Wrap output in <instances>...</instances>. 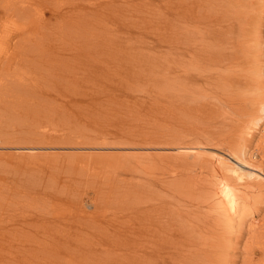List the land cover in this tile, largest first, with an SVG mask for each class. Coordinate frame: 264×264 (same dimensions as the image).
Segmentation results:
<instances>
[{
	"label": "bare ground",
	"instance_id": "6f19581e",
	"mask_svg": "<svg viewBox=\"0 0 264 264\" xmlns=\"http://www.w3.org/2000/svg\"><path fill=\"white\" fill-rule=\"evenodd\" d=\"M22 1L20 0V3H17L16 5L12 4V11L14 14L8 11H4L5 14H0V20L3 19L5 24L7 21L11 20V23L14 25V27H18L21 32H23L24 29L22 24L23 19L25 18L30 20V16L25 14L23 9V3L25 4V2L28 0L23 3ZM162 1L164 3H162ZM110 2L112 4L114 3V0H110ZM136 4L134 3L133 5L136 6ZM117 5L120 7L121 3L119 2ZM92 6L94 7L90 8V14L94 13L97 10V7H104L99 1L93 2ZM134 7L132 6L133 9ZM145 10H147L149 14H152V17H154L155 14H158L156 17L160 21L164 22L168 27V34H166L167 36L164 34L166 36L165 51L168 54L167 58L169 59L165 74L167 78L165 77L164 79H157V77H160L161 74L157 75L156 62L154 61L153 65H151L150 60L152 57L157 56V49L148 51L145 50L144 53L142 52L141 56L138 57V55H134V53H130L124 48V46L120 43L123 39L122 38L119 39L118 43L113 45V48L109 54L106 51V48L109 47V43H111L116 37L112 35L113 33L105 32V29H100L101 27L98 26L94 27L95 29L98 28L97 31H91L94 35L93 38H88L89 40L85 41L89 43V47L91 45L92 49L97 50L96 52L98 53L94 55L97 56L99 62L103 63L105 55H107V58L108 54L109 57H113L115 55V64L119 65L120 67H118L114 73H118L122 69L125 72L124 76L131 73V81H136V87L138 85L137 82H140L142 79V76H140L141 73L138 72V68H140L138 64L144 62L146 58H148L152 68L151 71L153 75L151 76L154 77V80L151 78L150 79L151 83L153 84V88L154 85H160L163 81L167 80L165 83H163L167 86V91H164L167 92L166 94L159 93L161 90L160 89L156 90L155 92H150L146 96L143 95L141 98H149L153 102H156L157 99L161 100L164 97H168L169 99L166 100L167 109H169L170 106L173 118L171 122H168L170 120L167 119V126H163L162 121L164 117H160V121L158 119L159 117H155V119L157 118L158 121H153V123H155V125L153 124L154 131L152 132L154 136L152 137V134L150 136L148 135L145 137L146 139L142 138L143 140L148 139L147 143L149 142L153 145L157 143L159 145L165 144L168 146L181 140H183V142L190 143V141L187 139L190 134L184 129V126L191 123L192 119H196V121H198V119L200 120L199 116H197V111L200 112V116L206 112L207 114L203 116L206 118L208 116V118L211 120L212 118H215L213 115L219 111L222 110L226 114L229 111L231 113L229 114L228 118L225 114L223 121H219L222 126L229 122L225 132H222L221 130L217 132L213 129H209L205 135L202 133L199 135L200 138H202L201 140L198 138L199 136L189 137L191 143H201L203 140H205L206 143H212L215 146L222 144L226 149V152H223L229 156L224 154H214L213 156H209L206 153L202 154L201 158L193 160L200 167L199 173L188 175L187 178H185L181 183H176V179L172 180L165 176L160 177L158 175L159 172L157 174L155 173V176L153 175L155 178L153 183H151V181L149 183V185H152L155 189L154 193L151 194L152 199H150V201H147L146 199V204H140L141 197H133V195L138 193L136 190L138 185L136 184V181L131 179V181L133 180V183H129L130 185L128 186L126 185L128 184L127 180L112 175L116 168L120 169L126 165L130 166L131 161L127 158L126 160L115 159L117 161H112L111 164L110 160V162L107 164L101 162L107 161V159H102L105 157L101 155L98 157V155H95L93 157L95 160L93 163V170L91 172H86L91 173V176L88 178H83L82 176L78 182L83 183L85 186L91 185V188L94 189V191L98 189V186L102 188L100 184H97L98 182H95L97 178L94 177L99 178L100 175L97 169L103 166V164H107L106 166H109V169H107V171H105L106 174L101 177L103 179H99L100 182L106 185L104 190L108 191L110 194L116 193L118 197H124L120 207L118 205L119 208L114 207V210L112 209L111 214L114 216V218L112 216V219L118 221L116 218L117 216L129 214L130 216H134V222H137L135 224L129 219H127L128 222L126 223L119 221L118 223L121 224V227H115L114 230H112L108 225V223L113 221L108 223L105 221L106 219L104 218L107 216L106 214H103L102 211L100 212V205L95 207L94 210L88 211V209L84 207L85 205L83 204V198L81 197L75 200L77 207L74 206L75 211L72 209L73 212L71 217L65 214L60 215L57 213L58 206L61 205V203L64 204L66 201V199L61 196H53L52 198L50 196V198L55 201L54 204L40 206L39 209L42 212H39L38 214H35L36 212H32V214H29L28 210L24 208H29L31 204H37L38 206L40 204L39 200L46 199L41 197L44 195L40 196V192L38 191L39 187L46 189L45 187L49 186L50 184V186H52V181H57L55 175H52L54 170L49 171L50 173L46 175V179L49 180L50 183L44 186H42V181L45 180H42L41 178H13V181L11 182L12 184H10V186L16 188L25 187L23 190L24 193H22V195L26 196V199H24L22 202V211L20 210L19 212H13L12 210L8 216L12 225V232L15 230L14 232H16L17 239L16 243L13 244L12 247L16 251L21 252L20 256H23L20 258L21 263L58 264V261H61L62 264H86L91 263L92 260L90 259H93L94 256L98 258L97 255L102 254L103 252L104 255L107 254L105 253L106 248V252L109 250L110 252L105 256V260L104 258L102 259L104 260V263L102 264H236L237 258H235V256H231L229 258L228 248L231 247L233 249H237L238 246L236 244L242 242L244 236L243 233L248 231L250 235L247 236V238H250L247 239L248 243H246L247 241L244 242L245 248L243 250L246 255L243 257V264H245V261H247L248 264H264V224L251 229L248 228L249 225L245 226L246 212L249 211L244 209L241 213H239V216L235 220L237 223L235 229H232L233 214L231 213L236 211V207H234L235 204H229L225 202L223 198L224 196H235V193L226 188L229 183L235 182L244 189L257 192V196L253 198L250 212L260 210L262 207V201H264V166L260 165L262 166H259L260 168L253 167L255 170L252 169L249 171H244L237 164L230 163L231 158H234L240 163V161L237 159L240 158V154L244 155L245 150L239 146V143L246 141L250 142V139L254 135L252 134L253 131L255 128L257 129L260 126V121H264V102H253L250 100L245 101L243 100L244 98L240 96V93L245 91L243 88H241V82L246 78L243 76H249L244 71H242L250 65L245 61H247L249 58L251 48L253 49L255 47L259 50L261 43L264 42L262 41L264 36L258 34L261 29V25H264L262 24V22H264V19H262L264 18V0H159L157 5H146ZM120 11L122 10L120 9ZM164 11H166V14ZM63 12H60L58 17H61L60 14H68ZM74 13L76 12L74 11ZM131 13L132 12H130V14ZM13 16L18 18L17 22H15ZM119 18L120 17L117 15L110 16V20H112L116 26L120 25ZM0 23L2 24L1 21ZM151 26H153V24H151ZM3 27L5 26L3 25ZM21 27H23V29H21ZM128 30L130 32L132 31L130 29ZM14 32L18 31H12L9 29L0 30V54L8 59H2L5 61L4 63L0 61V80L3 79V81L6 80L5 78H7L11 72L9 71L8 73L9 65L7 64V61H9L11 57L13 58L15 56L13 55V51L9 52L12 38L10 36ZM71 32L73 33V30ZM120 32L125 36V38L126 35L128 38L134 35L135 37L133 36L132 38H136L134 41L137 42L138 35L144 36L142 33L143 31H138L137 34L129 35L124 31L120 30ZM57 38L58 37L56 36L54 40H57ZM1 39L3 40L2 42ZM129 41L131 42V40ZM39 43L40 44L38 45H43L44 41L42 40ZM88 45L84 46L85 50L88 49ZM115 45H118V49H114ZM262 45H264V43H262ZM79 47L81 48L82 46ZM38 48L40 47L38 46ZM80 48L73 51V54L77 57L81 52V50H79ZM21 52L24 55H21ZM40 53L42 54L43 50H41ZM18 54L19 55H16L15 57L19 56L22 58L25 56L24 50L19 51ZM245 57H247V59H245ZM30 61L32 62V60ZM28 63H30L29 60ZM35 64L38 65L37 62ZM83 67V69H86V71H83L87 77H91V72H97L98 77L99 75L102 76L106 73L104 69H101V67L90 68L86 64ZM238 68H240L239 71ZM13 69H15L14 66ZM26 70L28 71V69ZM88 71L90 73H88ZM102 71L104 72L103 74H101ZM2 72L6 74H3ZM107 72H110V70ZM68 75L65 73V76ZM129 80L127 79L126 82H129ZM259 82L261 84L264 83V81L261 80ZM7 83L9 88L10 82ZM235 84L238 85L235 87ZM1 85H3V83H0V87ZM192 85L195 86V89L192 88ZM196 85H199V88H196ZM94 86L97 87L96 85ZM14 88L15 91H13V88L11 91L16 93L19 88L17 86ZM132 88H134L133 85ZM201 88L205 92L203 95H210V98L206 99V104L208 102L207 100L211 99L212 101V99H216V97L218 100L220 99L221 104H219L220 102H218L217 105L215 103L213 105H216V107H214L209 101V104L207 105H212V108L208 106V108L211 109L205 112L203 110V113L201 107L206 105L204 104L205 102L198 104H196V102L194 105L193 102H195L197 99L193 101L194 99L192 100V97L188 95L190 94L188 91H192V94L194 92H198ZM31 89L32 87L28 88V90ZM102 89L108 91L107 89L100 87V90ZM185 90L187 91L185 92ZM36 91L37 95H30V97L32 96L36 98L35 103H31L30 101L31 113L37 112L36 110H38L40 107H44L42 99L43 92L39 89ZM140 93L143 94V91L138 92V94ZM199 93L202 94L200 91ZM86 95V98L88 99L85 98V103L90 107L91 101L89 99L97 97L98 92H96L94 89H91L86 93ZM187 95L191 98H189ZM199 100L201 101L202 99ZM97 103L98 107H101L103 101H101V103L98 101ZM177 114L179 115L177 116ZM192 116L197 117L192 118ZM211 120H209V122H212ZM93 121L97 122L95 120ZM93 121L87 122L86 126L89 124L92 126L97 125ZM213 122L215 125L214 127H216L218 121L215 120ZM230 124L232 126H230ZM197 125L198 123H195L194 127ZM69 130L73 131V129ZM99 130L101 131V134H98L97 130L94 132L92 131L94 134V139H90L87 136L89 134H87L85 137V139H87L85 144L91 142L92 146L90 147H93L100 144L113 143L117 140L120 141L118 138L122 139V134L115 135L114 133L112 136L115 140L109 142V136L102 132L101 129ZM262 131H264V128H262ZM125 135L131 138V134ZM74 136L75 143H72ZM84 136L85 135H83V137ZM28 137L29 139L22 141L23 143L20 144L19 142H16V144L19 143L20 145H25L30 143H39L43 145V143L48 144L49 142H52V144H55V146L58 144L62 145V143H68L70 145L74 144L77 146L81 142L80 135H77L76 133L73 134L70 131H62L59 133L50 134L48 136L39 133L38 136L32 135ZM126 139L128 140V138ZM138 140H136V143ZM133 141L134 140H132V142ZM132 142L130 141V143H127L132 144ZM139 143L141 142L139 141ZM81 148L82 147L79 149L80 152H86L85 149ZM1 152L4 154L5 152H8V150ZM28 152L29 151H27V153ZM17 153L20 155L19 151ZM33 155H35V153L31 151L30 156L32 157L30 158H33ZM69 156L77 158L76 155L70 154ZM132 157L134 156L132 155ZM136 157L134 160L133 158L131 159L134 161L133 165H138L132 166L133 169L137 170L138 167L147 168L150 166H155L156 169L160 171V173H165L166 167L161 162L157 163V159H161L162 156L159 157L157 155V158L152 157L153 161L148 163V165L143 164L144 161L139 162V159ZM19 158L21 159V156ZM98 163L101 165L97 166ZM260 164H262V162ZM23 166L24 165L15 169V174L13 173V177L24 175L23 171H25V169ZM71 166L76 167L73 165ZM109 172L111 175H109ZM67 180H70V178ZM61 186L64 185L61 184ZM107 187H113L114 190H111V192ZM26 190H31L33 193L29 194L26 192ZM20 191L21 190L18 188L17 193ZM177 193H184L187 198V202L184 200H178L179 198L175 197ZM149 195L150 193L146 194V196ZM43 204H45V202H43L42 205ZM47 205H50L51 208H46ZM86 206L89 207L90 203H86ZM77 212H80L79 215L84 217V219L78 221L81 229L75 228L76 221H74L75 219H73V217ZM102 222H105L107 225H103ZM32 226H35V228L36 226L39 227L36 229L34 228L35 230H33L31 228ZM31 235L33 236L32 239L29 237ZM22 237H24L26 240ZM107 241L109 243H107ZM224 241H228L229 243L224 244ZM27 243L28 245L29 243L31 244L27 246ZM99 248L101 252L98 254ZM254 250L261 252L259 257L260 259L255 260L256 257L253 256ZM223 256L228 257H226L224 260L221 259ZM47 257L49 259L48 262H46ZM94 263H96V260ZM100 263L97 262V264Z\"/></svg>",
	"mask_w": 264,
	"mask_h": 264
},
{
	"label": "rangeland",
	"instance_id": "374dc122",
	"mask_svg": "<svg viewBox=\"0 0 264 264\" xmlns=\"http://www.w3.org/2000/svg\"><path fill=\"white\" fill-rule=\"evenodd\" d=\"M15 1L0 0V5L4 4L0 6V14H5L4 11H8L14 14V12L12 11L13 5L20 3V0ZM25 1L27 0L22 1V3ZM96 1L102 3L106 8L103 7V10L102 7H97V10L94 13L90 14V8L94 7L92 6V4ZM9 2L12 3L10 4ZM119 2L121 3L120 7H118L117 5ZM158 2L159 0H114V3L111 4L110 0H28L27 2H25V4L23 3L24 13L30 16V20H27L25 18L23 19L22 24L24 26V29L23 27H21V29H23L24 33L21 32L18 27L15 28L11 23V20L7 21L6 24L3 19L0 20L6 27H3V25L0 23V30L9 29L12 31H18L14 32L10 36L12 38L9 52L13 51V55L15 56L19 55L18 53L21 50H24L25 52L24 57L20 58L19 56H14L13 58L11 57L9 61H7V64L9 65L8 73L9 71H11L9 73L10 75L5 78V81H3V79L0 80V83H3V85H1L0 87V264H24V262L21 263L20 261V258L23 257L20 256L21 252L16 251L12 247V245L16 243L17 239L16 232H14L15 230H13L12 232V225L8 216L10 212H12V210L13 212H19L20 210L22 211V202L24 201V199H26V196L22 195V193H24L23 190L25 189V187H18L21 191L17 193L18 188L10 186V184H12L11 182L13 181V178H41L42 180H45L42 181V186H44L50 183L49 180L46 179V175L50 173L49 171L54 170V173H52V175H55L57 181H52V186H50V184L49 186L45 187L46 189L39 187L38 190L40 192V196L44 195L41 197L46 199L39 200V207L37 206V204H31L29 208L26 207L24 209L28 210L29 214H32V212H36L35 214H38L39 212H42L39 209L40 206H45L46 204H54L55 201L51 198L53 196H61L65 198L66 201L64 204L61 203V205L58 206L57 213L60 215L65 214L71 217V214L73 212L72 209L75 211L74 206L77 207L75 200L81 197L83 198V204L85 205L84 207L88 209V211H92L95 209V207H98L100 205V212L102 211V213L106 214L107 216L104 218L106 219L105 221L107 223L113 221L111 223H108V225L112 230H114L115 227H119L121 225L120 223H118L119 221L126 223L128 222L127 219H129L134 222L135 217L126 214L117 216L116 218L118 219V221L112 219V209L114 210V207H118V205L120 207L124 197H118L116 193L110 194L108 191H105L104 188L106 187V185L100 182V180L103 179L101 177L106 174L105 171L109 169V166L106 165L110 162V160L111 164L112 161L121 159L126 160V158L131 161L130 166L126 165L120 169L116 168L113 173L112 171L111 173L112 175L127 180L128 184L126 185L128 186L130 185L129 183H133V180L131 181V179H134L136 181V184H138L136 189L138 193L133 195V197H141L140 204H146L147 201H150V199H152L151 194L154 193L155 190L152 185H149L150 181L151 183H153V180L155 179L153 175L155 173L157 174L159 172L158 175L160 177L165 176L172 180L176 179V183H181L185 178H187L188 175L199 173L200 167L193 160L201 158L202 154L206 153L209 156H213L214 154H224L226 156H229L223 152H226V149L222 144H219V146H215L212 143H206L205 140H203L201 143H191V140H189V137L199 136L201 133L205 135L209 129H213L217 132H219V130L225 132L226 128L229 125L228 122L222 126V124L219 122L220 120L223 121L226 114L222 110L215 115L210 114L215 117L212 118V120L209 119L208 116L207 118L203 116L207 114L205 111L210 110L213 104L216 103L217 105L218 102H220L219 104H221V101L216 97V99L214 98L212 99V101L211 99L207 100L208 102L210 101L212 103L211 106L207 105L209 103L207 102L206 104V99L210 98V95H203V93L205 92L202 88L199 90L202 94H200L199 91L192 94V91H188V93H190L188 95L192 97V100L194 99L193 101H195L196 99L203 100H196L195 102L191 100L193 104L196 102V104L202 102H205L204 104H206V108L205 106L201 107L202 112L203 110L205 112H203L204 114L201 113L202 115L200 116V112L197 111V116H199L200 120L198 119V121H196V119H194V121L192 118H196L197 116H192L191 123L184 126V129L190 134V136H188L187 138L190 143L183 142V140H181L177 142L178 144L175 143L168 146L165 144L159 145L157 143L153 145L152 143H147L148 139L143 140L146 139V136H150L154 131L153 124L155 125V123H153V121H158V119L160 121V117H164L165 120L163 119L162 123L163 126H167L166 122L168 120H170L168 122H171L173 118L169 104V109H167L166 100L169 99L168 97H164L161 100L157 99L156 102H153L149 98H141L143 97V95L146 96L150 92H155L156 90L160 89L162 91L160 90L159 93H167L164 92L167 91V86L163 84L167 80L163 81L160 85H154V88L153 84L151 83V79L154 80V77L151 76L153 75L151 71V65H153L154 61L156 62L157 75L161 74V76L157 77V79H164L166 77V67L169 60L167 58L168 54L165 51V37L167 36L166 34H168V27L164 22L160 21L156 17L158 14H155V16L152 17V14H149V12L145 10L146 5H157ZM134 3H137L136 6L133 5ZM162 3L164 2L162 1ZM7 5L10 7H8ZM132 6H135L134 9L132 8ZM101 9L103 10V12ZM120 9L122 11H120ZM74 11L76 13H74ZM60 12L68 14H60L61 17H58V14ZM130 12L132 13L130 14ZM164 13L166 14V11H164ZM111 15H117L118 17H120L119 26H116L115 23L110 20ZM13 18L15 19V22L18 21V18H16L15 16H13ZM89 24L92 26H90ZM151 24H153V26H151ZM262 24H264V22H262ZM95 26L101 27L100 29H105V32L113 33L112 35L116 37L111 43H109V47L106 48V51L109 54L113 48V45L115 43H118L119 39L122 38L123 39L120 43L124 46V48L130 53L138 55V57H140L142 52L144 53L145 50L148 51L157 49V56L152 57L150 60L151 65L148 61V58H146L144 62L138 64V66L140 67L138 68V72L141 73L140 76H142V79L140 80V82H137V87L135 86L136 81H131V73L127 74L128 76H124L125 72L123 69L118 72L119 74L114 73V71L118 67H120L119 65L115 64V55L113 57H109L108 54V58L107 55H105L103 63L99 62L97 56L94 55L98 52H96L97 50L92 49L91 45L89 47V43H87V41L89 39H92L94 36L91 31H97L98 28L95 29ZM128 29L135 32H130ZM70 30H73L74 34ZM120 30L126 32V34L128 35L137 34L138 31H143L142 33L144 34V36L138 35L137 42L134 41L136 38H132L134 35L132 37H129L130 39L126 35V39L125 36L122 35ZM258 34L264 36V25H261V29ZM56 36L58 38L57 40H54ZM42 40L44 41L43 45H38ZM129 40H131V42ZM2 41L3 40L1 39V42ZM262 41H264V38H262ZM262 43L259 50L255 47L253 49L251 48L249 58L247 61H245L250 65L246 67L245 70H242L249 75H244L243 77L246 78L241 82V88H243L245 91L243 93H240V96L244 98L243 100L245 101L250 100L253 102H264V85H262L264 83L261 84L259 82L260 80L264 81V45H262ZM86 45H88L87 50L84 49V46ZM38 46L40 48H38ZM79 46L82 47L80 48ZM78 48H80L79 50H81V52L77 57L73 54V51ZM114 49H118V45H115ZM41 50H43L42 54L40 53ZM21 55L24 54L21 52ZM4 58L5 57L0 54V61H2L3 63L5 62L4 60H2ZM58 58L61 60H59ZM245 59H247V57H245ZM5 60L8 59L5 58ZM28 60L30 63H28ZM30 60H32V62ZM36 62L38 65L35 64ZM24 63L25 65L29 66H25ZM85 64L90 68L101 67V69H104L106 73L102 76L98 74V77L97 72H91V77H87L85 75V72L83 71H86V69H83V66ZM13 66L15 67V69H13ZM22 69L24 72L22 71ZM26 69H28V71L30 72H28ZM107 69L110 70V72H107ZM62 70H64L65 72ZM239 70L240 68H238V71ZM65 73L69 75L65 76ZM88 73L90 72L88 71ZM103 73L104 72L102 71L101 74ZM127 79L129 80V82H126ZM7 82H10L9 88ZM94 85H96L97 87H95ZM132 85L134 86V88H132ZM236 85L238 84H235V87ZM16 86L19 89L16 93H13L11 89L13 88V91H15L14 87ZM31 87L32 89L28 90V88ZM100 87L105 88L108 91L104 89L100 90ZM194 87L195 86L192 85L193 89H195ZM196 88H199V85H196ZM38 89L43 92L42 99L44 107H40L38 110H36L37 112L31 113L30 101L31 103H35L36 98L32 96L30 97V95H37L36 90ZM91 89H94L96 92H98V96L93 97V99H89L91 101V106L89 107L85 102L86 99H88L86 98V93ZM140 91H143V94H138V92ZM186 91L187 90H185V92ZM190 96L188 97L191 98ZM98 101L100 103L101 101H103L101 107H98ZM216 105L213 106L216 107ZM208 106H210L211 108H208ZM230 113L231 112L229 111L227 112V118ZM178 115L179 114H177V116ZM155 117L159 118L155 119ZM93 120L97 122H94ZM209 120H211L212 122H209ZM215 120L218 121L216 127H214L215 125L213 122ZM90 121H93L97 125L92 126L91 124H89L88 126H86L87 122ZM195 123H198V125L194 127ZM259 125V129L255 128V130L253 131L252 134L254 135L250 139V142L246 141L239 143V146L245 150L244 155L240 154V158L237 159L240 161V163L237 162L234 158H231L230 163L237 164L244 171H249L252 169L255 170L253 167L260 168L264 166V148H262L264 147V131H262V128H264V121H260ZM230 126L232 125L230 124ZM69 129H73V131ZM99 129H101L102 132L109 136V142L115 140L112 136L114 135V133L115 135L122 134V139L118 138L121 142L117 140L113 143L100 144L93 147H90L92 146L91 142L85 144V141L87 140L85 139L86 135L89 134L87 136L90 139H94L93 132L97 130V133L101 134V131ZM62 131H70L73 134L76 133L77 135H80V144L76 146L74 144L70 145L68 143H62V145L58 144L55 146V144L49 142L48 144L43 143V145L39 143L20 145L21 143H23L22 141L29 139L28 136H38L39 133L48 136L50 134L59 133ZM125 134H131V138H133L131 139ZM83 135L85 136L83 137ZM153 136L154 134H152V137ZM126 138H128L129 141ZM134 138L136 140L139 139L137 143ZM198 138L200 140L202 139L200 138V136ZM132 140L134 141L132 142ZM130 141L132 142V144H128L130 143ZM139 141L141 143H139ZM16 142H19L20 144H16ZM72 143H75V136L72 139ZM80 147L85 149L86 152H80ZM5 150H8V152L2 154L1 151ZM18 151L20 152V155L19 153H17ZM27 151H29L30 153H27ZM31 151L35 153V155H33V158H30L32 157L30 156ZM70 154L76 155L77 158L69 156ZM95 155H98V157H100L101 155L105 157L102 159H107V161H101L107 164H103V166L97 169L100 175L99 178L94 177L97 178L95 182H98L97 184H100L102 186V188L98 186V189H96V191L91 188V185H89V187L85 186L83 183L78 182L80 180V177L82 176L83 178H88L89 176H91V173L86 172H91L93 170V163L95 161L93 157ZM132 155L134 157H132ZM157 155L159 157L162 156L161 159H157V163L161 162L166 167L164 174L160 173V171H158L155 166H150L147 168L138 167V169L136 168L137 170L132 168V166H138L133 165V160L136 156V158L139 159V162L144 161L143 164L148 165V163L153 161L152 157L157 158ZM20 156L22 160L19 158ZM132 158L133 160H131ZM258 159L260 160V162ZM261 162L262 164H260ZM68 163L76 167H72ZM22 165H24L23 168L25 169V171H23L24 175L13 177L15 169L19 168V166ZM100 165L101 164L98 163L97 166ZM111 173L109 175H111ZM69 178L70 180H67ZM61 184L64 186H61ZM226 188L235 193V196L233 197H223L225 202L229 204H235L234 207H236V211L232 213L230 212L231 214H233L232 229H235L237 225L235 220L239 216V213H241L244 209L249 211L246 212L245 226L249 225L248 228L251 229L264 224V201H262V207L260 210L250 212V209L252 208L253 198L257 196V192H252L244 189L237 185L235 182L229 183ZM108 189L110 191L114 190L113 187H110ZM26 192H28L29 194L33 193L31 190H26ZM105 192L107 193V195ZM149 193L150 195L146 196V194ZM175 197L179 198L178 200H184L187 202V198L184 193H177ZM43 202H45V204L42 205ZM86 203H90V206H86ZM46 208H51V206L47 205ZM79 213L80 212L75 213V216L73 217V219H75L74 221H76L75 228H80L78 221L84 219V217L80 216ZM102 224L107 225L105 222H102ZM38 227L39 226H36V228ZM31 228L33 230L36 229L35 226H32ZM243 234L244 236L242 242L236 244L238 246L237 249H233L231 247L228 248L229 258L231 256H235V258H237L236 264L244 263L243 257H245L246 255L243 250L245 248L244 242H246L247 239L250 238H247V236L250 235L248 231H245ZM29 237L32 239L33 236L31 235ZM22 238L25 239L24 237ZM107 243L109 242L107 241ZM228 243V241H224V244ZM246 243H248V241ZM30 244L31 243H29V245ZM29 245L27 243V246ZM100 248L98 254L101 252ZM109 252L110 250L106 252L105 248V253L107 254L104 255L103 252L102 254L97 255L98 258L94 256L93 259H90L92 260L91 263L86 264H97V262H101L100 264L104 263V260L106 259L105 256L108 255ZM260 255L261 252H259L258 250H254L253 256L256 257L255 260L260 259ZM226 257L228 256H223L221 257V259L225 260ZM103 258L104 260H102ZM95 260L96 263H94ZM48 261L49 259L47 257L46 262ZM58 264H62V262L58 261ZM245 264H248V262L245 261Z\"/></svg>",
	"mask_w": 264,
	"mask_h": 264
}]
</instances>
